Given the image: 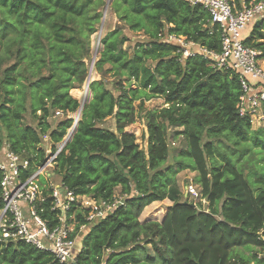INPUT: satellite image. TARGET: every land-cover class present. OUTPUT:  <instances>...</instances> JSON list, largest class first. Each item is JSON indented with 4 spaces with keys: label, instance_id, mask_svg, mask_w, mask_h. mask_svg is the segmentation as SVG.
Wrapping results in <instances>:
<instances>
[{
    "label": "trees",
    "instance_id": "16d2710c",
    "mask_svg": "<svg viewBox=\"0 0 264 264\" xmlns=\"http://www.w3.org/2000/svg\"><path fill=\"white\" fill-rule=\"evenodd\" d=\"M259 1L230 3L239 7ZM104 6L105 0H0V150L6 145L28 160L21 173L26 178L47 158L42 142L48 141L53 154L73 126L69 115L82 107L70 139L49 167L50 176H59L58 185L74 196L119 203L93 223H87L86 209L70 205L65 220L73 226L71 237L81 233V226L89 228L78 239L81 247L71 264H250L232 252L264 249L259 235L264 179L256 181V189L230 163H211L213 139L234 140L236 146L250 140L264 150V127L252 131L249 115L239 114L236 73L216 70L201 54L185 57L163 39L182 36L219 54L220 27L211 24L201 5L183 0H112L119 22L130 31H144L148 40L124 47L128 39L118 28L106 34L94 69L116 77L120 94L114 96L102 79L92 81L90 99L81 105L70 91L86 85L91 36ZM245 30L243 43L264 60V18ZM157 98L167 106L146 112L144 151L126 127L135 122L136 101L142 106ZM57 112L63 119H57ZM108 117L115 130L101 126ZM168 137L182 138L183 146L170 152ZM170 153L181 159L178 168L187 162L197 172L206 208L177 199L169 185L172 167L162 168ZM1 181L0 171V210ZM40 187L45 200L36 203V212L51 229L58 225L60 211L52 209L51 189ZM165 199L172 205L164 219L139 220L146 206ZM257 254L253 259L262 264ZM0 264L61 263L50 252L18 240L0 241Z\"/></svg>",
    "mask_w": 264,
    "mask_h": 264
},
{
    "label": "built area",
    "instance_id": "2783aa9c",
    "mask_svg": "<svg viewBox=\"0 0 264 264\" xmlns=\"http://www.w3.org/2000/svg\"><path fill=\"white\" fill-rule=\"evenodd\" d=\"M191 6L201 5L207 10L211 24H217L221 29V51L216 54L197 44L188 42L182 36L165 35L164 42L175 45L183 51V55H203L212 62L216 70L236 73L241 87V96L237 106L240 115L247 114L250 119L259 114L264 102V67L259 59L260 52L243 43L241 31L256 21L264 18V0L235 7L230 0H183ZM88 86L85 87V95ZM62 113L57 112L56 116ZM79 118V116H78ZM263 119V117H262ZM78 121L76 118L74 120ZM67 139V138H66ZM65 141L56 148L53 154L47 156L40 167L26 178L21 173L29 166L27 159L20 155L0 150V171L2 173L3 207L0 210V241H24L42 251L50 252L61 264L74 262L77 237H71L72 225L66 224V213L72 203L87 210L85 219L93 223L110 213L119 203H104L89 197H77L60 186H50L52 209L59 210V223L49 229L47 223L36 212V203L44 201L39 177L49 172L54 159L65 146ZM196 197L197 193L191 191ZM72 226V228H70ZM86 226H81L80 230ZM264 264V249L258 255Z\"/></svg>",
    "mask_w": 264,
    "mask_h": 264
},
{
    "label": "rangeland",
    "instance_id": "374dc122",
    "mask_svg": "<svg viewBox=\"0 0 264 264\" xmlns=\"http://www.w3.org/2000/svg\"><path fill=\"white\" fill-rule=\"evenodd\" d=\"M111 2L112 0H105V6L102 8V18L100 20V23L96 25V32L91 36V52L90 57L86 62L88 65V72L91 71L90 82L99 81L102 79L103 82L106 83L107 88L112 91L114 96H117L120 94L119 88L114 85V83H117V78L112 76L111 74H104L103 76H101L97 74L94 69V63L98 60L100 56L99 53L102 50L101 39L116 28L120 30L121 37L128 39V41L124 43V47H132L134 42L147 41L148 38L144 31H130L127 25L120 23L119 19L116 17L114 11L111 8ZM250 25L251 24H249L245 29H248ZM245 37H247L246 30H243L240 33V39H244ZM85 87L86 85L84 84L81 89L70 91V95L80 101L81 105L85 102V100L88 101L90 99L89 90H87L85 95ZM134 106L136 109L135 122L127 126L126 131L132 132L134 134L135 141L138 144L139 148L145 151L147 149L145 114L148 111L161 109L163 107H166L167 105L164 104L162 99L157 98L143 102L142 106H139V101H136L134 103ZM60 116H58V120L63 119V117ZM69 117L74 120L76 118L78 120L80 119V116L78 118V112L70 114ZM57 119L53 121L56 122L58 121ZM27 121L31 123L29 118L27 119ZM251 124L252 131H256L257 129L264 127L263 105L259 109V114L251 119ZM101 126L106 127L110 130H115V121L113 117L106 118ZM70 129L68 130V133L64 137V139L56 145V148L59 147L64 142V140H66L68 134L70 133ZM203 140L205 141L207 140V138L204 137ZM42 143L43 144L41 145V147L45 149L46 155L49 156L50 150L48 141H43ZM168 143L170 145V152L173 153L175 149H180L183 146L184 140L182 138H179L178 140L173 141L170 137H168ZM243 147L247 150L243 152L242 156H240V151L243 149ZM172 153H170L168 160L163 164L162 168L172 167V172L170 174L171 182L169 185L172 186L176 191L177 199L181 202L189 201L193 205H197L200 202L201 205L205 206L206 208L208 206V203L204 198L201 197V194L199 193L200 185L197 172L189 167L190 164L187 162H183L184 164H182L181 168H178L179 166L177 165V162H179L181 159H178V157L173 158L174 156L172 155ZM211 163H214L215 165H226L230 163L232 169L240 170L241 172H243V175L252 184L251 186L256 189L259 188V185L256 183V181L260 180L261 177H263L264 179V150H260L259 148L251 146L250 140H247L244 143H239L236 146L234 144V140L226 141L225 139L220 138L216 142V140L213 139V157L211 159ZM38 180L39 184L43 186H60L58 185L60 177L55 176L53 178L52 176H50V172H44L43 176L39 177ZM192 190L197 193L196 197L193 195V193H191ZM171 205L172 202L168 199H165L161 202H153L144 208L139 217V220L160 222L162 219H164L167 208ZM70 228H72V226H70ZM88 229L89 228L86 227L85 229H83V231H81V233H78L77 238L81 239L88 232ZM259 235L260 239L264 240V229L260 231ZM79 245H81L80 240L76 241V249H78ZM262 251L259 252L255 247L239 248L235 249L232 252V255L236 256L237 258H243L246 261L248 260L250 261V264H259L256 259H253V256H255L259 252L257 254L258 257V255L261 254Z\"/></svg>",
    "mask_w": 264,
    "mask_h": 264
},
{
    "label": "water",
    "instance_id": "95a60500",
    "mask_svg": "<svg viewBox=\"0 0 264 264\" xmlns=\"http://www.w3.org/2000/svg\"><path fill=\"white\" fill-rule=\"evenodd\" d=\"M94 60H95V57H94ZM90 79H91V71L89 72V75H88V78H87V81H86V85H87V86H88L89 83H90ZM81 110H82V107H80L79 110L77 111V112H78V116H80ZM77 122H78V121H75V122L73 123V126H72L71 129H70V133H69L68 136H67V139H66V141H65V144H66V142L69 140V138L71 137V135H72V133H73V130L75 129V126H76V123H77ZM191 206H193V204H191Z\"/></svg>",
    "mask_w": 264,
    "mask_h": 264
},
{
    "label": "crops",
    "instance_id": "0c3cea01",
    "mask_svg": "<svg viewBox=\"0 0 264 264\" xmlns=\"http://www.w3.org/2000/svg\"><path fill=\"white\" fill-rule=\"evenodd\" d=\"M96 51H97V49H96ZM262 63L264 64V60L261 61V66L264 67ZM3 150H7L6 145L4 146ZM77 241H78V239H77ZM80 247H81V245H79L78 249H76V250L78 251Z\"/></svg>",
    "mask_w": 264,
    "mask_h": 264
}]
</instances>
